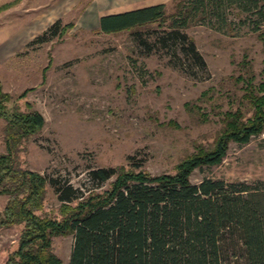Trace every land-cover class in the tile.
I'll list each match as a JSON object with an SVG mask.
<instances>
[{
  "label": "rangeland",
  "instance_id": "1",
  "mask_svg": "<svg viewBox=\"0 0 264 264\" xmlns=\"http://www.w3.org/2000/svg\"><path fill=\"white\" fill-rule=\"evenodd\" d=\"M154 1L20 0L1 13V87L20 110L28 100L31 108L41 112L44 123L18 146L20 167L66 180L83 191L94 186L86 181L89 167L123 165L127 154L148 172L172 173L174 164L198 143H210L219 127L215 111L237 105L232 94L240 91L228 77L238 73L237 61L249 59L256 80L263 78L258 71L264 63V48L257 32L264 25L258 23L260 29H255L252 6L243 9L237 1L223 7L228 25L212 18L183 29L202 54L204 67L174 44L154 42L159 32L156 22L140 28L149 45L127 29L96 30L101 13ZM170 1H163L166 11ZM56 18L73 24L54 38L26 44ZM220 83L225 91L220 99L209 103L198 99L201 90L218 89ZM26 87L24 97L15 98ZM187 101L201 105L208 120L200 121L188 112ZM4 126L0 117V153L5 151ZM203 177L247 184L264 181V129L245 144L231 141L221 161L188 174L194 183ZM51 188H46L40 210L48 216L58 212ZM5 198L0 194V211ZM20 227L0 226V264L14 250ZM72 237L52 238L51 247L62 264L69 261ZM240 256L232 253L228 264H244Z\"/></svg>",
  "mask_w": 264,
  "mask_h": 264
},
{
  "label": "trees",
  "instance_id": "2",
  "mask_svg": "<svg viewBox=\"0 0 264 264\" xmlns=\"http://www.w3.org/2000/svg\"><path fill=\"white\" fill-rule=\"evenodd\" d=\"M18 1L1 3L0 10ZM234 1L243 9L252 6L255 29H260L258 23L264 25V0H171L167 11L164 2H155L100 14L96 30L127 29L149 45L140 28L156 22L159 32L154 42L174 44L204 67L202 54L183 29L212 18L228 25L223 7ZM72 24L56 18L26 44L54 38ZM257 35L264 48V30ZM237 65L238 73L228 75L240 91L232 94L237 105L215 111L219 127L208 145L198 143L174 164L172 173L148 172L131 154L123 165L89 167L86 181L94 186L84 191L18 165V146L40 130L43 117L28 100L21 110L10 103L12 97L0 83V117L5 125L0 194L6 196L0 226L21 224L16 246L2 264H62L51 242L65 234L73 236L67 264H228L232 253L240 254L244 264H264V181L247 184L203 177L194 183L188 178L194 168L221 161L231 141L245 144L264 129V63L258 71L263 78L258 81L249 59L240 58ZM221 88V83L218 89L209 86L198 99L214 102L225 94ZM28 89L15 98L24 97ZM184 105L200 121L208 120L201 105L189 101ZM49 185L58 199V212L50 216L40 211Z\"/></svg>",
  "mask_w": 264,
  "mask_h": 264
},
{
  "label": "crops",
  "instance_id": "3",
  "mask_svg": "<svg viewBox=\"0 0 264 264\" xmlns=\"http://www.w3.org/2000/svg\"><path fill=\"white\" fill-rule=\"evenodd\" d=\"M8 1H10V0H4V2H8ZM164 0H156V1H154V2H149V3H142V4H133V5H130V7L129 8H127V7H124V8H122V9H119V10H117V11H122V10H130L131 8H134V7H137V6H139V7H141L142 5H146V4H154L155 2H163ZM4 2H0V4L2 3V4H4ZM8 8V7H7ZM7 8H5V10L7 9ZM5 10H0V15H1V13L2 14H4L5 13ZM117 11H115V10H113V11H108V12H105V13H110V12H115V13H117ZM104 13V14H105ZM102 14V13H101ZM103 15V14H102ZM0 59H2V58H0Z\"/></svg>",
  "mask_w": 264,
  "mask_h": 264
}]
</instances>
